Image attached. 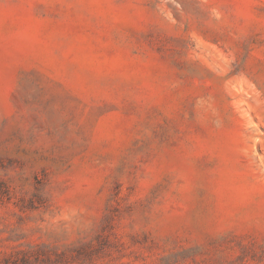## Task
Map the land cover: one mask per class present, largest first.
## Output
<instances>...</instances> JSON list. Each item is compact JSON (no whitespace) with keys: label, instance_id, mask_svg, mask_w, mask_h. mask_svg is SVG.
Returning <instances> with one entry per match:
<instances>
[{"label":"rangeland","instance_id":"1","mask_svg":"<svg viewBox=\"0 0 264 264\" xmlns=\"http://www.w3.org/2000/svg\"><path fill=\"white\" fill-rule=\"evenodd\" d=\"M0 264H264V0H0Z\"/></svg>","mask_w":264,"mask_h":264}]
</instances>
